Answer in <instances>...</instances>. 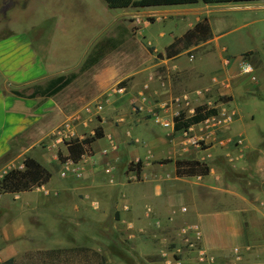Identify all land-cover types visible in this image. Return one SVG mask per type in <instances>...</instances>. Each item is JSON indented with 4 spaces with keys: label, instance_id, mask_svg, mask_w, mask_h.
I'll use <instances>...</instances> for the list:
<instances>
[{
    "label": "crops",
    "instance_id": "obj_1",
    "mask_svg": "<svg viewBox=\"0 0 264 264\" xmlns=\"http://www.w3.org/2000/svg\"><path fill=\"white\" fill-rule=\"evenodd\" d=\"M230 4L197 2L142 9H109L105 4L108 10H120L113 22L128 19L130 31L136 25L132 37L124 41L121 51L116 39V49L98 56L50 96L41 92L58 74L46 50L26 32L12 31L9 19L0 24V178L24 157L34 158L50 173L59 171L58 153L68 152L56 134L74 116L79 115L73 127L84 131L80 138L98 126L103 130V137L84 145L77 163L83 171L80 179L68 176L63 184L50 188V177L34 188L43 190L35 200L21 201L23 192L0 193V201L6 199V209L0 208V264H122L118 260L125 264H264V129L254 143L243 130H232L238 118L234 100L253 93L258 81L239 73L243 54L234 59L223 54L227 49L219 44L221 34H214L209 20L213 10ZM14 6L15 0H0L3 15ZM255 7L264 9V4ZM174 18L187 22V27L179 35L172 34L162 49L145 39V29ZM200 21L207 22L209 37L167 52ZM190 55L213 59L208 79L191 66ZM226 58L230 59L227 65ZM251 58L246 57L256 71L260 63ZM115 87L121 90L112 92ZM97 100L108 103L98 112H87L85 108ZM199 105L215 107L217 117L232 114V119L209 128L195 124L186 134L174 130L173 124L163 135L148 125L149 120L158 124L154 113L166 117L171 109L185 110L188 117ZM187 135L200 140V145L189 144ZM111 143L116 144L115 150ZM122 147L133 149L118 150ZM136 160L141 162L138 174L129 167ZM180 160L206 163L209 172L177 176ZM91 199L98 201L97 207ZM178 207L186 208V214L172 216L169 210ZM185 222H197L201 228L203 259L197 250L167 247L168 227ZM45 223L48 238L55 239L41 247L35 242L36 231ZM210 227L218 231L217 236L209 233ZM221 234L231 243H225ZM172 237L180 241L178 231Z\"/></svg>",
    "mask_w": 264,
    "mask_h": 264
},
{
    "label": "rangeland",
    "instance_id": "obj_2",
    "mask_svg": "<svg viewBox=\"0 0 264 264\" xmlns=\"http://www.w3.org/2000/svg\"><path fill=\"white\" fill-rule=\"evenodd\" d=\"M262 4L264 2L260 1L231 3L225 5V9L213 10L209 15L214 34H221L219 44L227 49L223 53L224 55L231 59L242 54L248 59L251 55L252 60L257 59L260 63L255 71L258 83L254 86V90L259 94L254 91L245 97L236 98L232 104L238 112V118L233 124L232 130L236 133L243 130L252 143L258 139L259 130L264 129V9L255 7ZM104 6L105 4L101 0H15V6L4 15L0 10V24L9 19L8 27L12 31L26 32L30 38L34 39L35 43L40 44L44 51L46 50L44 53L49 58L54 72L58 74L55 78L69 77L72 74L77 75L98 56L113 48L116 49V39L119 40L117 49L121 51L124 41L131 38V33H134L136 29V25H134L131 28L132 32L129 30L131 24L126 18L119 22H113L115 15L120 10H108ZM147 20L150 21L149 17ZM117 26H119L118 29ZM186 27L187 22L181 18H174L172 21H157L150 28L144 30V37L146 40L153 41L158 49H162L165 43L172 39V34L179 35L180 31ZM160 32H164L165 36L159 37ZM138 38L142 41L141 37ZM189 58H191V66H196L202 76L208 79L214 68L213 59L211 57L202 59L198 55H190ZM178 62L186 63L182 59H179ZM121 83H126V80ZM107 103L104 102V104ZM136 111L141 112L138 108ZM179 111L186 114L185 110ZM148 125L161 135L170 130V128L154 124L150 120ZM83 132V130L80 131L73 127V137L79 136ZM104 144L106 145V143ZM132 149L130 147L118 148L123 152H132ZM19 165L17 163L15 167ZM67 178L61 177L60 172L53 169L48 186L53 188L63 184ZM41 191L43 190L34 189L23 192L20 200H35L42 195ZM5 204L6 199L3 198L0 201L2 210L6 209ZM169 211L171 214L173 213L172 216L176 217L179 214H186V212H181L180 207L172 208ZM182 224L168 227V237L170 238L167 241L168 249L179 246L181 249L190 250L172 237ZM36 232L39 234L35 240L38 242V246H47L50 240L55 239L48 238L46 223L37 227ZM209 233L217 236L218 231L210 227ZM221 235L225 243H231L230 239H224V235ZM118 262L125 264L120 260Z\"/></svg>",
    "mask_w": 264,
    "mask_h": 264
},
{
    "label": "trees",
    "instance_id": "obj_3",
    "mask_svg": "<svg viewBox=\"0 0 264 264\" xmlns=\"http://www.w3.org/2000/svg\"><path fill=\"white\" fill-rule=\"evenodd\" d=\"M264 0H103L109 9H121L127 7L146 8L155 6H173V5H187L202 2L205 4H226V3H244ZM210 36L209 27L206 21L198 22L192 29L184 33L180 38H177L169 47L167 52L174 48H180L181 44L190 45L196 41L205 40ZM76 74L69 77L59 76L51 80L49 85L41 94L44 96L54 95L63 87L69 84ZM34 92L36 88L33 86ZM26 91V89L24 90ZM18 95H23V92H13ZM217 109L208 107L206 105H199L195 108L191 116L186 117L184 112L174 117V130H186L191 125L198 124L206 118L216 115ZM103 137V130L101 126L96 127L91 134L84 135L82 138L74 137L65 141L67 147V155L62 156L58 153L61 161L70 159L73 162H78L84 153V145L93 142ZM23 167H11L0 178V193H19L32 190L40 187L48 182L51 177L50 171L40 162L31 157H24L22 161ZM131 169L134 168L136 173H139L141 162L130 164ZM209 172V167L206 163L198 160H180L176 161V175L177 176H193L205 175ZM2 264H6L2 263Z\"/></svg>",
    "mask_w": 264,
    "mask_h": 264
},
{
    "label": "built area",
    "instance_id": "obj_4",
    "mask_svg": "<svg viewBox=\"0 0 264 264\" xmlns=\"http://www.w3.org/2000/svg\"><path fill=\"white\" fill-rule=\"evenodd\" d=\"M229 62H230L229 58H226L224 60V64H226V65ZM238 69H239V73L241 75L247 77L252 82L256 81L257 78L255 75L254 66L243 56H241L239 59ZM215 78L216 77H213V80H215ZM146 87H147V85H144V88H146ZM120 90H121V88L115 87L114 90H112V92H117ZM142 100H144V98ZM104 102H105V100H97L94 104L87 106L85 109L87 112L91 111V109H94L95 111L98 112L102 109ZM179 112H182V111H179L176 109H173V110L171 109L168 112V115H166V117L165 116L162 117V116H159L158 114L154 113V114H152L153 120L156 123L162 125L163 127H169V126H171V124H173L174 117H176L179 114ZM78 117H79V115L74 116L73 118L67 120L66 122L63 123V125L57 131V135L63 140L64 143H65V141H68L71 138H74L73 137L72 122L78 120ZM231 119H232V114L231 115H221L220 117H217V114H216V115H213V116L206 118L205 120L201 121L200 123H203L204 127L209 128L210 126H221L223 124H228L231 121ZM192 126L193 125H191L188 129L184 130L185 134L190 130V128ZM70 136H71V138H70ZM75 137H78V136H75ZM187 137H188L189 144H192L194 146L200 145V140H198L196 137H194L192 135L191 136L187 135ZM239 142H240V140H238V143ZM116 148H117L116 144L111 143V149L115 150ZM103 153H106V151L104 150ZM139 161L140 160H136L135 164ZM77 163L78 162H73L70 159L63 160L61 168L59 170L60 176L64 177V178L71 176L75 179H80L82 177L83 171H82L81 166ZM13 167H15V166H13ZM17 167L22 168L23 164L21 163ZM105 171L107 174H110L111 168L107 167L105 169ZM108 180H109V182H113L114 181L113 176L109 175ZM84 197L90 198V196H88V195H85ZM91 204H92V206L97 207L98 201L96 199H91ZM185 211H186V208L182 207L181 212H185ZM178 235H179L180 242L184 246H186L190 250L199 251V254L201 256L200 259H203L204 253L199 248V243L202 240V232H201V228H200L198 223H196V222H185V223H183L178 229Z\"/></svg>",
    "mask_w": 264,
    "mask_h": 264
}]
</instances>
